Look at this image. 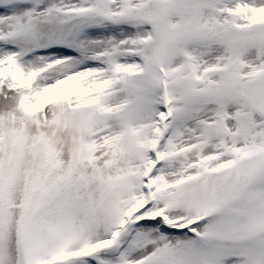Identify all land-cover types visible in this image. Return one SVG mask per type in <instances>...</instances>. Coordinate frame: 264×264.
Returning <instances> with one entry per match:
<instances>
[{"label":"snow or ice","instance_id":"1","mask_svg":"<svg viewBox=\"0 0 264 264\" xmlns=\"http://www.w3.org/2000/svg\"><path fill=\"white\" fill-rule=\"evenodd\" d=\"M0 264H264V0H0Z\"/></svg>","mask_w":264,"mask_h":264}]
</instances>
